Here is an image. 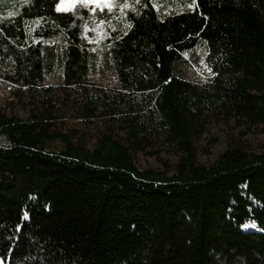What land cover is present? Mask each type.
<instances>
[{"label": "trees", "instance_id": "16d2710c", "mask_svg": "<svg viewBox=\"0 0 264 264\" xmlns=\"http://www.w3.org/2000/svg\"><path fill=\"white\" fill-rule=\"evenodd\" d=\"M57 3L0 0V263L264 264V0ZM212 119L238 134L206 166Z\"/></svg>", "mask_w": 264, "mask_h": 264}, {"label": "rangeland", "instance_id": "374dc122", "mask_svg": "<svg viewBox=\"0 0 264 264\" xmlns=\"http://www.w3.org/2000/svg\"><path fill=\"white\" fill-rule=\"evenodd\" d=\"M112 2V0H111ZM59 3V0H58ZM83 7L79 4L76 5ZM92 5H89L87 8H92ZM86 8V7H83ZM73 10V9H72ZM70 10V11H72ZM97 10H100L97 8ZM63 12V11H60ZM69 12V11H68ZM101 36L100 27L97 31V37ZM201 60L197 61V64L193 67L196 75L203 81L208 80L212 74L209 73L204 65L200 63ZM205 64V63H204ZM6 96V92L4 88L0 86V102ZM14 105L12 106V110L15 111L21 118L27 119L29 117V108L24 99L17 100L12 99ZM73 126L71 123H66L64 125L63 130H69ZM79 135L81 134V130H77ZM238 130L234 128L232 123L226 125L219 120H210L206 125L204 133L197 139L196 141V149L198 150L197 161L200 164H204L206 166L212 164L218 155L222 153L225 149L228 140L237 136ZM245 142L248 146V149L253 152H259L263 149L264 146V136L260 134H249L245 137ZM215 143L213 146L210 144ZM206 150L209 152L206 153ZM177 156L174 153H168L162 149H155L154 151H147L146 153H139L135 156V162L137 166L143 169L152 168L157 170H165L170 165L176 163ZM245 229L254 230L252 224L248 225ZM1 264V263H0Z\"/></svg>", "mask_w": 264, "mask_h": 264}, {"label": "snow or ice", "instance_id": "6c2138e0", "mask_svg": "<svg viewBox=\"0 0 264 264\" xmlns=\"http://www.w3.org/2000/svg\"><path fill=\"white\" fill-rule=\"evenodd\" d=\"M193 3H195V0H193ZM79 4L83 7H88L89 5H92L93 7L90 9L93 13L96 12V9L99 8L101 13L103 12L104 8H108L109 11H111L113 4L111 2V0H59V3H57L56 5V10L58 12L63 11V12H68L72 9H74L76 7V5ZM153 7H158V5L153 4ZM188 7H192V5H188ZM11 15V13L9 14ZM100 24H104L105 21L101 20L99 22ZM93 31L95 29H92ZM85 31H88L87 27L85 28ZM205 43H207V41H205ZM185 56H187V53L184 54ZM201 64L204 65V68L211 74L214 75V73H212L211 68H208V66L206 64H204V61L201 59L200 61ZM195 67V66H193ZM253 227H255V223L253 222L252 224Z\"/></svg>", "mask_w": 264, "mask_h": 264}]
</instances>
